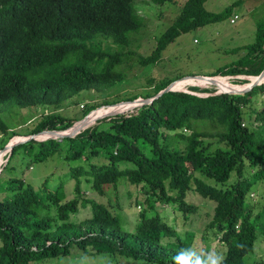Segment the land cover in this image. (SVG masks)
Wrapping results in <instances>:
<instances>
[{
  "label": "trees",
  "instance_id": "16d2710c",
  "mask_svg": "<svg viewBox=\"0 0 264 264\" xmlns=\"http://www.w3.org/2000/svg\"><path fill=\"white\" fill-rule=\"evenodd\" d=\"M136 1L173 0H0V105L52 109L29 132L46 136L103 105L127 106L128 101L150 98L164 89L172 79L148 78L143 93L115 97L101 93L98 101L89 94L88 102H78L75 119L56 112L80 91L105 92L127 80L124 67L134 60L133 36L145 24ZM205 1L186 0L156 36L152 52L136 56V62L152 66L180 34L232 14L234 2L211 12ZM239 48L243 54L234 61L194 75L254 79L264 68V16L256 22L254 40ZM249 82L219 80L202 84L205 87L180 82L188 86L187 92H163L150 103L138 102L130 111L98 118L72 136L18 140L0 171L2 177L20 147L28 150L33 162L58 150L66 152L65 160L82 162L69 166L75 181L70 199L63 184L48 189L47 179L33 186L22 176L0 178V264L54 259H60L57 264L62 260L70 264L67 257L78 251L116 264H264V258H255L263 242L264 206L254 212L248 198L253 187L264 181V83L243 94L233 92ZM226 84L232 87L219 92ZM259 93L263 99L255 110L252 98ZM80 103H84L81 109ZM0 132L5 135L0 150L20 135L9 131L1 116ZM83 182L99 195L104 185L116 190L119 185H140L143 198L136 194L135 203H144V208L135 225L125 226L120 208L110 199L105 205L86 197ZM190 192L214 203L206 227L223 243L219 255L210 247L193 251V230L179 236L156 207L159 203L186 218L196 216L197 205L187 201ZM79 206H88L90 213L77 218Z\"/></svg>",
  "mask_w": 264,
  "mask_h": 264
},
{
  "label": "rangeland",
  "instance_id": "374dc122",
  "mask_svg": "<svg viewBox=\"0 0 264 264\" xmlns=\"http://www.w3.org/2000/svg\"><path fill=\"white\" fill-rule=\"evenodd\" d=\"M186 0H173L163 4H156L152 1H136L138 13L144 18V27L133 36L132 50L135 52L133 62L124 67L127 73V80L117 88H110L105 92H96V89L90 91H80L69 98L56 112L67 118L79 117L78 102H88L89 94L96 97L94 100H100L99 94L103 97H115L124 93H143L145 91L146 81L148 78L153 79H172L183 75L187 79L193 80L194 74H204L214 71L217 67L234 61L243 54V50L239 47L251 43L255 38L256 22L264 16V0H206L204 7L211 12H220L225 7L234 2L232 14L225 17L219 22L210 23L197 29L182 33L174 42H170L162 50L157 62L152 66L143 67L136 62V56L148 55L152 52L156 44V36L159 35L179 14ZM236 15L234 22H230V18ZM239 48V50H233ZM228 80L246 79L243 75H228ZM247 80V79H246ZM264 80V79H263ZM196 86V85H188ZM187 86V88H188ZM199 86V85H198ZM206 85H202L205 87ZM243 86L242 88H245ZM174 88L180 90H188L185 86L174 85ZM205 96L206 93H198ZM141 97V96H140ZM101 98V97H100ZM262 93L252 98L251 108L258 110L261 107ZM79 108L81 109V105ZM135 104H133L134 106ZM110 106V105H108ZM102 106V107H108ZM250 109V106H248ZM50 108L42 107H19L15 105H0V116L7 124L9 131L15 130L20 136H27L34 125L46 114ZM130 111V110H128ZM117 112L110 113L116 114ZM108 116V115H106ZM92 117V116H91ZM101 118V117H99ZM80 120V119H79ZM78 121V120H77ZM75 123V122H74ZM73 123V124H74ZM257 122L252 121V125ZM5 136L0 132V139ZM18 137H11L8 144ZM5 144V145H6ZM4 145V146H5ZM1 147V144H0ZM4 148V147H3ZM0 151L1 169L5 165L8 154L6 150ZM4 151L3 157L2 153ZM10 154V153H9ZM65 151H56L48 154L39 161H32L31 156L24 147H20L10 158L8 167L4 170L7 179L14 176H22L21 178L35 186L47 179L46 187L54 189L58 185L63 184L65 196L73 197L74 179L69 172L71 165L82 162L81 160H68L64 158ZM7 161V160H6ZM30 165V166H29ZM82 177V176H81ZM83 179V178H81ZM88 184L82 183V193L95 201H100L105 205H117L124 216V223L127 228H132L137 219L138 212L144 208V203L138 205L135 195L143 198L140 185L124 186L119 185L118 189H113L112 185H104L103 195H99L95 191L87 189ZM129 194V195H128ZM249 201L253 203V211L257 212L264 206V181H259L251 190ZM143 200V199H142ZM187 201L194 203L198 207L196 216L184 217L179 210L167 205L156 204L158 211L173 225L179 236H184L186 231L193 230L194 236L191 243V249L196 252H204L210 247L213 254L219 255L223 251V243L219 240L213 229L207 228L206 223L212 213L214 203L208 199L202 198L198 193L190 192L187 195ZM90 213L89 207L79 206L76 214L77 218H83ZM263 239V242L261 241ZM260 250H256L255 258H264V236L261 234ZM258 246V244H257ZM81 251L73 257H67L70 264H116L115 261L106 257L85 256ZM60 259H54L49 262L45 261L41 264H57ZM66 264L65 260L61 261Z\"/></svg>",
  "mask_w": 264,
  "mask_h": 264
},
{
  "label": "water",
  "instance_id": "95a60500",
  "mask_svg": "<svg viewBox=\"0 0 264 264\" xmlns=\"http://www.w3.org/2000/svg\"><path fill=\"white\" fill-rule=\"evenodd\" d=\"M194 77H196V78H213V77H215V76H213V77H209V76H204V75H193V77L192 78H194ZM222 77H228V76H222ZM248 77L249 76H245V75H243V78H246V79H248ZM185 78H187L186 76H184V77H181V78H179V79H177V80H180V79H185ZM263 79H264V68H263V70L258 74V75H256V76H254V79L252 80V81H250L249 83H248V85L245 87V88H243V89H241V90H239V91H233L234 93H237V94H243V93H245V92H247V91H249L253 86H257V85H260V84H262V83H264V82H262L263 81ZM176 80V81H177ZM176 81H171L164 89H162V90H160L159 92H157L156 93V95H154L153 97H150V98H141V97H137L136 99H134V100H132V101H128V103H131V104H136V103H150V102H152V100L153 99H155L157 96H159L160 94H162L163 92H166V91H173V90H180V89H173L172 88V85L176 82ZM183 91V90H182ZM188 90H184V92H187ZM193 93V92H192ZM215 93H217V92H213L212 94H215ZM193 94H195V93H193ZM198 95V94H197ZM112 105H115V104H112ZM91 113H88L87 115H85L83 118H81L80 120H78V121H75V123L74 124H72L71 126H69L67 129H65L64 131H51V132H49L48 134L49 135H47L46 137H43V138H39V136L38 135H40V134H38V135H34V134H31V135H28V138L29 139H37V140H44V139H47V138H56V137H64V136H72L77 130H79L83 125H85L86 123H87V118H88V116L90 115ZM41 134H43V133H41ZM20 139V138H19ZM19 139H17V140H19ZM16 143V141H11V142H9L7 145H5V147L2 149V150H4V149H6V148H8L9 147V149L11 150L12 149V147L14 146V144ZM1 151V150H0Z\"/></svg>",
  "mask_w": 264,
  "mask_h": 264
},
{
  "label": "bare ground",
  "instance_id": "6f19581e",
  "mask_svg": "<svg viewBox=\"0 0 264 264\" xmlns=\"http://www.w3.org/2000/svg\"><path fill=\"white\" fill-rule=\"evenodd\" d=\"M219 80H228V79L226 77H223V78L215 77V78L203 79V80H199V81H192L190 79L185 78V79H180L177 82H175L172 85V88L176 89V88H174V85L179 84L180 82L184 83V84H187V85H199L200 86L202 84H208V83H212V82L219 81ZM247 80L252 81L253 79L248 78ZM262 82H264V80ZM231 87H232L231 84H226L224 87L221 88V90L219 92H226V91H228V88H231ZM132 107H133V104H131V103H129L127 106H123V107H117V106L103 107V108L97 110L96 112L91 113L88 116V118H87V123L85 125H83V126H86V125L94 122L99 117H104V116L109 115L110 113H113V112H121V113H123V112H126V111L130 110ZM46 136H39V138H43V137H46ZM15 137H18V136H15ZM19 138H23V137H18L16 139L12 140V142L17 140V139H19ZM1 153H2V157H3L4 151L1 152ZM0 168H1V162H0Z\"/></svg>",
  "mask_w": 264,
  "mask_h": 264
},
{
  "label": "clouds",
  "instance_id": "9594fccd",
  "mask_svg": "<svg viewBox=\"0 0 264 264\" xmlns=\"http://www.w3.org/2000/svg\"><path fill=\"white\" fill-rule=\"evenodd\" d=\"M234 15H235V14H234ZM231 18H232V17H231ZM231 18H230V19H231ZM180 78H181V77H180ZM178 79H179V78H178ZM185 90H186V89H185ZM178 91H182V90H178ZM193 93L198 94V93H196V92H193ZM198 95H199V94H198ZM205 95H207V94H205ZM199 96H201V95H199ZM103 106H108V105H103ZM110 106H114V105L110 104ZM101 107H102V106H101ZM96 109H97V108H96ZM96 109H95V110H96ZM93 111H94V110H93ZM93 111H92V112H93ZM92 112H91V113H92ZM97 119H98V118H97ZM66 129H67V128H66ZM64 130H65V129H63V130H59V131H64ZM57 131H58V130H57ZM29 135H31V134H29ZM34 135H35V134H34ZM36 135H38V134H36ZM15 136H18V137H27V136H22V135H21V136H20V135H15ZM13 137H14V136H13ZM27 138H28V137H27ZM20 139H22V138H20ZM20 139H19V140H20ZM47 139H49V138H47ZM36 140H37V139H36ZM15 141L17 142L18 140H15ZM39 141H40V140H39ZM6 145H7V144H6ZM14 145H15V144H14ZM4 147H5V146H4ZM12 148H13V147H12ZM2 149H3V148H2ZM2 149H1V150H2ZM4 150H5V149H4ZM11 150H12V149H11ZM11 150H10V149L6 150V152H5L6 154H7V151H8L7 157H8V155H10L9 153L11 152ZM6 160H7V158H6ZM6 160H5V162H6ZM0 169H1V168H0ZM73 195H74V194H73ZM185 264H187V262H185Z\"/></svg>",
  "mask_w": 264,
  "mask_h": 264
},
{
  "label": "built area",
  "instance_id": "2783aa9c",
  "mask_svg": "<svg viewBox=\"0 0 264 264\" xmlns=\"http://www.w3.org/2000/svg\"><path fill=\"white\" fill-rule=\"evenodd\" d=\"M235 18H236V15H233V17L230 19V22H234Z\"/></svg>",
  "mask_w": 264,
  "mask_h": 264
}]
</instances>
